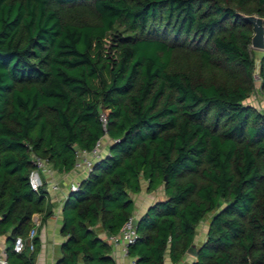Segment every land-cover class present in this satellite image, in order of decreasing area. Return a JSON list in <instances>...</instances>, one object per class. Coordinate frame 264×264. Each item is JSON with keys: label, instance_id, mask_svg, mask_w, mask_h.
<instances>
[{"label": "trees", "instance_id": "trees-1", "mask_svg": "<svg viewBox=\"0 0 264 264\" xmlns=\"http://www.w3.org/2000/svg\"><path fill=\"white\" fill-rule=\"evenodd\" d=\"M250 15L264 21V0H0L8 264H34L38 239L21 253L15 239L34 214L52 215L45 185L29 187L32 159L67 174L75 151L103 138L105 154L63 204L57 264H115L107 237L132 218L143 187L164 196L137 219L136 264L166 254L178 263L206 217L192 264H264V111L247 102ZM258 77L264 95V55Z\"/></svg>", "mask_w": 264, "mask_h": 264}, {"label": "crops", "instance_id": "crops-1", "mask_svg": "<svg viewBox=\"0 0 264 264\" xmlns=\"http://www.w3.org/2000/svg\"><path fill=\"white\" fill-rule=\"evenodd\" d=\"M105 152L106 147L104 148L103 153L105 154ZM47 175L48 176L44 178L45 190L47 192L45 206L50 209L52 215L45 221H43V213L34 214L32 216L30 229L34 228L37 230L35 238L38 239L34 264H57L58 260L61 258V245L64 242V238L60 235L62 207L69 194V187L73 184L80 183L86 178L87 173L84 170H72L67 174H58L53 172L52 174L50 173ZM53 186H56V189H53ZM140 194L139 196H141ZM144 198L147 199H145L142 205L134 202V212L132 218L138 219L151 204L157 201H148V194ZM206 230L207 227L204 229L203 235L199 236L198 234V236H195L193 244L197 248L205 240ZM100 236L105 237V234L102 233ZM6 246V235L0 236V253L5 251ZM111 248V256L115 261V264H121L122 260L120 247L112 246ZM194 261L195 257L186 254L178 263L175 264H192ZM163 264H174L170 261L168 254H166Z\"/></svg>", "mask_w": 264, "mask_h": 264}, {"label": "built area", "instance_id": "built-area-1", "mask_svg": "<svg viewBox=\"0 0 264 264\" xmlns=\"http://www.w3.org/2000/svg\"><path fill=\"white\" fill-rule=\"evenodd\" d=\"M258 80L260 81L259 77ZM99 121L102 124L104 132L106 131V117L101 114ZM105 138L98 140L95 144V147L92 151H75V164L73 170H84L86 173L90 172L95 161L99 160L103 155V149L105 148ZM33 169L29 172L28 175V184L31 190L38 191L44 185V178L50 174L47 163L44 160L34 157L32 159ZM79 187V183L73 184L69 187V191H76ZM53 189H56V186H53ZM130 218L124 223L117 235H112L107 237V241L111 246H119L121 250V264H136L135 259L128 256L129 246L132 245L136 240V231L135 225L132 223ZM36 237V229H30L26 238L17 237L14 242L13 251L15 253H21L26 248L29 251L34 250L33 240ZM0 264H8L6 252L2 251L0 253Z\"/></svg>", "mask_w": 264, "mask_h": 264}, {"label": "rangeland", "instance_id": "rangeland-1", "mask_svg": "<svg viewBox=\"0 0 264 264\" xmlns=\"http://www.w3.org/2000/svg\"><path fill=\"white\" fill-rule=\"evenodd\" d=\"M251 52H252V57H253V61H254L253 78H254L255 88L251 92L247 102L252 104L253 106H255L257 109L264 111V95L261 93V91L259 89V80H258L259 64H260V60L263 57L264 53L261 51H256V50H251ZM106 143L108 144V142H105L104 145H106ZM47 168H48L49 172L52 174L53 171H52L51 167H49L48 164H47ZM147 194L148 193H146L145 187H143L142 193L140 194L141 196H139V195L138 196H132V200L134 202H136L137 204L142 205L143 202L145 201V199H147V198H144L145 196H147ZM163 196H164L163 190H162V188H160L156 192L148 194V201L151 200V202H152L154 200H158V199L163 198ZM208 221H209V217H206L198 225L197 230H196L197 236H198V234H199V236L203 235L204 229L208 225Z\"/></svg>", "mask_w": 264, "mask_h": 264}, {"label": "water", "instance_id": "water-1", "mask_svg": "<svg viewBox=\"0 0 264 264\" xmlns=\"http://www.w3.org/2000/svg\"><path fill=\"white\" fill-rule=\"evenodd\" d=\"M244 19L252 25L253 36L251 38V49L256 51L264 52V27H263V19L259 18L256 15L244 16ZM133 225H136L137 219H132ZM197 247L192 244L187 249V254L192 257L197 256Z\"/></svg>", "mask_w": 264, "mask_h": 264}]
</instances>
